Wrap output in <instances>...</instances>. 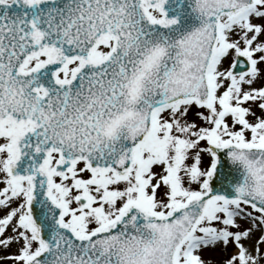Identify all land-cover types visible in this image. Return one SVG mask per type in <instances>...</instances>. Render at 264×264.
<instances>
[{
  "label": "snow or ice",
  "instance_id": "1",
  "mask_svg": "<svg viewBox=\"0 0 264 264\" xmlns=\"http://www.w3.org/2000/svg\"><path fill=\"white\" fill-rule=\"evenodd\" d=\"M0 264H264V0H0Z\"/></svg>",
  "mask_w": 264,
  "mask_h": 264
}]
</instances>
